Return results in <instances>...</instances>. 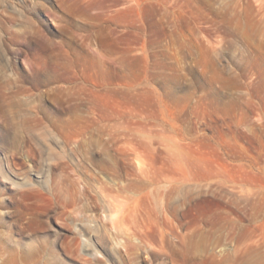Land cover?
Segmentation results:
<instances>
[{"label":"rangeland","instance_id":"rangeland-1","mask_svg":"<svg viewBox=\"0 0 264 264\" xmlns=\"http://www.w3.org/2000/svg\"><path fill=\"white\" fill-rule=\"evenodd\" d=\"M0 264H264V0H0Z\"/></svg>","mask_w":264,"mask_h":264}]
</instances>
